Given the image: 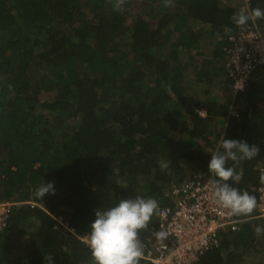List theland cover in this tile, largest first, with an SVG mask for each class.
Listing matches in <instances>:
<instances>
[{
    "label": "trees",
    "instance_id": "16d2710c",
    "mask_svg": "<svg viewBox=\"0 0 264 264\" xmlns=\"http://www.w3.org/2000/svg\"><path fill=\"white\" fill-rule=\"evenodd\" d=\"M241 3L0 0V202L13 204L0 264H95L79 239L95 210L137 196L161 208L190 176L219 179L208 162L223 135L259 147L233 185L258 201L264 68L234 94L228 63L243 27L264 37V18L251 17L264 2L250 0L248 23L236 25ZM44 182L55 192L37 197ZM157 228L156 213L138 237ZM263 238L254 218L195 264H246L248 252L264 254Z\"/></svg>",
    "mask_w": 264,
    "mask_h": 264
},
{
    "label": "built area",
    "instance_id": "2783aa9c",
    "mask_svg": "<svg viewBox=\"0 0 264 264\" xmlns=\"http://www.w3.org/2000/svg\"><path fill=\"white\" fill-rule=\"evenodd\" d=\"M240 9L250 12V0H243ZM231 39L236 43L228 67L233 80L231 89L237 94L247 89L257 68H264V37L254 23L250 28L243 27L240 34ZM234 109L230 116L238 117ZM199 114L205 117L206 111L200 110ZM214 180L195 174L170 190L172 204L159 208L157 231L145 239L138 237L143 253L139 259L152 264H195L203 254L219 248L227 234L241 232L254 218L264 220V182L254 188L258 195L256 215L243 217L215 202ZM12 205L0 202V230L6 225ZM59 222L75 233L67 223ZM161 231L166 233L164 237L156 235ZM79 239L89 247V234Z\"/></svg>",
    "mask_w": 264,
    "mask_h": 264
},
{
    "label": "clouds",
    "instance_id": "9594fccd",
    "mask_svg": "<svg viewBox=\"0 0 264 264\" xmlns=\"http://www.w3.org/2000/svg\"><path fill=\"white\" fill-rule=\"evenodd\" d=\"M251 17L264 18V9L253 8ZM249 19V14L244 11L235 13L232 17L236 25H245ZM219 143L220 150L212 155L208 162L209 171L219 178L212 181L215 202L233 214L250 213L257 205L256 197L233 185L241 179L238 170L240 163L255 157L260 149L245 140H234L225 135ZM229 161L233 162L231 166L228 165ZM229 180L232 183H228ZM54 192V184L44 182L37 187L35 195L45 197L46 194ZM158 211L156 199L142 196L121 199L107 209H96L89 226V247L95 264H139V258L143 253L138 234L147 228ZM156 235L164 237L166 233L161 231Z\"/></svg>",
    "mask_w": 264,
    "mask_h": 264
},
{
    "label": "rangeland",
    "instance_id": "374dc122",
    "mask_svg": "<svg viewBox=\"0 0 264 264\" xmlns=\"http://www.w3.org/2000/svg\"><path fill=\"white\" fill-rule=\"evenodd\" d=\"M206 87H204L205 89ZM212 96L215 95V92L211 94ZM205 97H203L204 99ZM192 168L190 167L188 170L189 171H192L191 170ZM263 237V236H262ZM264 239V238H263ZM259 240L257 241L259 247L258 249H262L264 248V240ZM227 255V254H226ZM225 255V256H226ZM244 260H246V264H264V254L261 253V254H258L257 252L255 251H252V252H248L245 256H244ZM249 261V263H247Z\"/></svg>",
    "mask_w": 264,
    "mask_h": 264
}]
</instances>
